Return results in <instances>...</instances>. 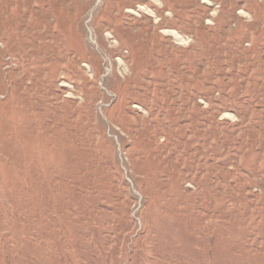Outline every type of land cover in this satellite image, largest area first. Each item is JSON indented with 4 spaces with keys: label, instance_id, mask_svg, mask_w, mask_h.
Listing matches in <instances>:
<instances>
[{
    "label": "rangeland",
    "instance_id": "rangeland-1",
    "mask_svg": "<svg viewBox=\"0 0 264 264\" xmlns=\"http://www.w3.org/2000/svg\"><path fill=\"white\" fill-rule=\"evenodd\" d=\"M0 264H264V0H0Z\"/></svg>",
    "mask_w": 264,
    "mask_h": 264
},
{
    "label": "bare ground",
    "instance_id": "bare-ground-1",
    "mask_svg": "<svg viewBox=\"0 0 264 264\" xmlns=\"http://www.w3.org/2000/svg\"><path fill=\"white\" fill-rule=\"evenodd\" d=\"M94 4V3H93ZM142 7V6H141ZM155 16V15H154ZM85 33V32H84ZM112 45V44H111ZM52 56V55H51ZM158 57V56H157ZM45 69H47V68H45Z\"/></svg>",
    "mask_w": 264,
    "mask_h": 264
}]
</instances>
